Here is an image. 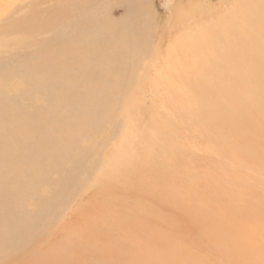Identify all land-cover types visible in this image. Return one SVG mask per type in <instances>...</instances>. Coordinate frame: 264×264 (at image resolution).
<instances>
[{
    "label": "bare ground",
    "instance_id": "1",
    "mask_svg": "<svg viewBox=\"0 0 264 264\" xmlns=\"http://www.w3.org/2000/svg\"><path fill=\"white\" fill-rule=\"evenodd\" d=\"M150 3L0 0V264H264V0L176 4L156 41Z\"/></svg>",
    "mask_w": 264,
    "mask_h": 264
},
{
    "label": "rangeland",
    "instance_id": "2",
    "mask_svg": "<svg viewBox=\"0 0 264 264\" xmlns=\"http://www.w3.org/2000/svg\"><path fill=\"white\" fill-rule=\"evenodd\" d=\"M225 1L226 0H151V3H150L151 8L150 9L154 13V17L152 20V25L149 27V30H150V33L152 35V40L156 41L157 37L158 38L162 37L163 32H164L163 28L169 23V21L172 20L171 17L173 18L172 12L175 9V7H177L176 4H179V5L181 4V6L183 5L185 7H188L190 4L198 2L197 4L201 5L199 8H201L202 10H198L201 12H198L195 15H200L201 13L207 14V12L216 10L218 8V6L221 3H224ZM122 12H123V10H119V11L115 12L114 15L116 17H118L124 13V12L123 13ZM179 13H180V11L177 12L175 16L179 15ZM193 16L194 15L188 16V18H186V21L191 20ZM181 23H184V22L182 21ZM169 32H170V30H169ZM179 35H180V32L176 33L174 36H179ZM160 56L163 57L164 55H162L160 52ZM0 83L2 84L1 80H0ZM149 91H151V90H150L149 86L147 85L145 87V90L141 91L139 94H136V93L135 94H129V98L133 99L135 97V101H138L140 104H143V105L153 104L157 108V110H159L160 119L162 121L174 120L176 118L175 114H173V111L170 110V108L165 107L162 104L161 99H160L161 95L160 94H153L152 92H149ZM166 95L168 96V94H166ZM171 99H176V97L174 96ZM182 131L184 134V129ZM164 139H167V140H164ZM160 140L157 141V144L156 143L153 144L152 151L150 152L149 158L150 157L153 158V156H155L156 154H157V156L162 154L164 156L160 160L171 165V159H174V161H175V156H174V154L173 155L170 154V150H173V148H174L177 153H182L185 149V147H184L185 144L183 142L184 140L182 138L181 139H176V138L174 139V138H171V136L164 137V138H162L161 141ZM165 144L169 148V151H167L168 149L165 152L163 151L162 147H164ZM225 165L228 169V166L226 163H224V166ZM224 166H223V171L217 170L219 173L218 172L214 173L212 171L213 174H212L211 179H216L217 181L224 183L225 185H226L225 180H227V183L230 185V188L239 183L236 187L232 188V190L233 191H241L242 189L245 190L244 184L247 185L248 180H245L243 178L244 173H241L239 176L238 175H230V177H227V175H226L227 169L225 170ZM230 166H232V165H230ZM189 168H192V170L195 172L200 170V163H199V160L197 157L195 158L194 161L190 162ZM232 168H233V166H232ZM178 173H179V171H178ZM90 179H92V178H90ZM231 180H235V182L233 184H230ZM204 183H207V182L203 177L200 181V186ZM95 195L102 196V194H100L98 192H90L89 190L85 191L78 198V200L75 202V204L71 207L73 210L76 206H80L81 207L80 213L75 215V216H72V217H67L65 215L64 220L61 223V226L66 225L65 227L71 226L72 228L75 226L80 227V225L88 222L89 220L99 217V215H97L94 212L88 214L90 217L89 220H87V218L84 219V217H83V214H85V213H83L84 210L89 206L88 203L91 205L94 204V206L99 205V201L94 199ZM247 198H250L253 200V198L250 197V194L247 192L239 193L237 196V200L242 202V204L250 206L249 202L247 201ZM186 200L190 203L189 199H186ZM213 206H214V204H212V203L211 204L205 203V205L201 208L206 209L208 207H213ZM121 213L124 215L125 214L127 215V211H121ZM205 221H208V220H205ZM248 223H249V220L247 221V224ZM82 228H83V233H85L83 226H82ZM48 237H51V234L48 235ZM91 239L92 238H90V237L87 238L85 236L83 243L87 244L89 242L91 243V242L95 241V237H94V240H91ZM95 250L99 251L97 246L95 247ZM113 259H117V258L115 257Z\"/></svg>",
    "mask_w": 264,
    "mask_h": 264
}]
</instances>
